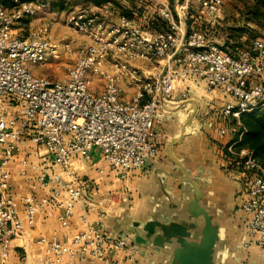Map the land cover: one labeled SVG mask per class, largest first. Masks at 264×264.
I'll use <instances>...</instances> for the list:
<instances>
[{"label":"built area","instance_id":"built-area-1","mask_svg":"<svg viewBox=\"0 0 264 264\" xmlns=\"http://www.w3.org/2000/svg\"><path fill=\"white\" fill-rule=\"evenodd\" d=\"M151 1L170 31H151L115 15L108 5L94 6L66 19L67 26L84 36L81 43L59 40L47 25L26 32L20 28L46 8L41 0L0 3V264L9 260L13 240L35 227L40 211L58 212V221L67 228L76 207L91 200L95 184L80 174L77 159L92 161L97 154L122 178L155 160V127L168 118L164 102L187 96L179 84L188 76L204 79L211 93L231 97L222 110L228 123L222 134L236 133L243 113L264 109V39L235 57L205 31L187 29L192 2L199 4L205 24L214 25L223 20L227 0H182L174 6L169 0ZM149 18L145 12L142 21ZM65 58L70 64L62 80L30 68ZM139 62H163L162 70H142L135 66ZM92 75L104 80L102 91L93 89ZM127 77L136 88L131 99L124 97L121 85ZM27 141L37 147L41 160L20 159L24 176L36 174L21 215L11 193L12 163ZM230 150L247 180L241 210L250 216L249 235L264 249V168L251 150ZM43 191L46 195L40 197ZM82 220L86 227L67 239L55 235L38 240L41 264L111 263L113 251L127 253L131 260L141 252L128 239L111 237L99 224L91 226L86 216Z\"/></svg>","mask_w":264,"mask_h":264},{"label":"crops","instance_id":"crops-1","mask_svg":"<svg viewBox=\"0 0 264 264\" xmlns=\"http://www.w3.org/2000/svg\"><path fill=\"white\" fill-rule=\"evenodd\" d=\"M227 25L226 22L222 27L221 44L226 40ZM162 66L163 62L155 65V73L160 72ZM121 85L122 89L124 86L136 89L130 85L129 77ZM179 89L187 90V96L165 101L168 118L155 127L157 158L126 178L112 171L97 154L92 161L77 159L75 166L80 174L95 184V190L90 193L91 200L76 207L67 228L58 221V212L49 214V208L40 211L35 227L26 229L21 237L13 240L6 264H41L39 257L43 249L38 240L55 235L67 239L86 227L83 216L88 218L91 226L104 227L111 237L133 242L128 231L132 221L145 223L156 211L174 204L180 206L169 209V217L182 211L195 192L193 183L187 180L189 177L200 186L201 204L219 222L218 264H264V249L252 243L253 238L249 235L250 216L241 210L248 187L247 180L234 165L235 157L230 150L236 133L221 132L228 127L222 110L231 97L223 92L211 93L207 82L193 75L181 82ZM2 154L0 148V160ZM27 155L33 161L41 160L37 147L27 141L20 145V152L12 163L11 193L19 202L21 215L24 197L29 194L36 176L34 172L28 176L22 174L20 159ZM38 195L44 196L46 191ZM109 257L111 263L77 261L74 264H169L171 251L148 246L133 260L122 252L113 251Z\"/></svg>","mask_w":264,"mask_h":264},{"label":"water","instance_id":"water-1","mask_svg":"<svg viewBox=\"0 0 264 264\" xmlns=\"http://www.w3.org/2000/svg\"><path fill=\"white\" fill-rule=\"evenodd\" d=\"M187 180L193 183L195 192L182 211L169 217V209L180 206L174 204L156 211L145 223L132 221L128 226L131 243L140 251L148 246L169 249V264H218L219 222L201 204L199 184L190 177Z\"/></svg>","mask_w":264,"mask_h":264},{"label":"trees","instance_id":"trees-1","mask_svg":"<svg viewBox=\"0 0 264 264\" xmlns=\"http://www.w3.org/2000/svg\"><path fill=\"white\" fill-rule=\"evenodd\" d=\"M47 4L51 5L55 10H65L69 0H45ZM245 3V8L242 9V15L247 21H252L259 26H264V0H252V2ZM125 2V3H124ZM7 6H12V0H0ZM77 3L83 5H115L118 14L125 15L128 18L134 19L148 30L155 32L170 31V23L161 17L158 13L152 11L151 0H78ZM172 6H174L171 3ZM111 9L113 6H110ZM114 10V9H113ZM115 11V10H114ZM145 12H150V18L147 22L142 21V16ZM205 22L200 15L193 14L189 11L187 19V29L201 30L205 27ZM229 30V33L227 32ZM205 31V30H203ZM227 32V33H226ZM225 34L226 40L222 49L238 57L240 52L248 48L256 36L253 30L246 27L235 25H227ZM252 38H256L253 39ZM241 127L235 134L233 142L234 151H239L243 148L249 149L254 153L255 158L259 164L264 168V109L255 110L253 112L243 113L239 119ZM235 123L238 121L235 120Z\"/></svg>","mask_w":264,"mask_h":264},{"label":"rangeland","instance_id":"rangeland-1","mask_svg":"<svg viewBox=\"0 0 264 264\" xmlns=\"http://www.w3.org/2000/svg\"><path fill=\"white\" fill-rule=\"evenodd\" d=\"M42 2H45V0H41ZM70 3L67 4L65 10H54L51 5L47 4L46 8L44 10H41L36 16L32 18L25 19L20 28L26 32L31 28H35L41 25H47L53 32V34L61 41H67L71 39L77 40V42H84V36L76 33L73 28L66 25V19L69 15L77 12L78 10H87L92 11L91 7L93 5H83L81 3H77L78 0H69ZM170 3L173 5H176L177 2H181L182 0H169ZM247 2H252V0H248ZM125 3V2H124ZM246 0H227L226 6H225V13L223 20H221L219 23L211 25V24H205L206 26L204 29L209 38L219 45L223 46L224 44H221L219 40L221 39L220 35L222 34V27L224 23H229L230 25L240 26V27H246L248 29L253 30L255 34H258L256 38H263L264 39V26H259L258 24L247 21L245 19V16L242 15V9L245 8ZM91 6V7H90ZM113 6L112 10L114 11V14L117 15L118 11L116 10L115 5ZM192 12L193 14H199L198 11L200 9V6L197 2H192ZM153 11V10H152ZM154 12V11H153ZM149 14H152L148 12ZM229 33V30L227 31ZM226 32V33H227ZM256 38H252L256 39ZM70 64L69 59L65 58L62 61H54L50 60L48 63H45L43 65L39 66H30L37 75L49 77L53 80H62L66 74H67V66ZM135 66L141 68L142 70H151L154 69L155 66L146 64V63H136ZM63 74V76L61 75ZM93 83L95 86H93V89L97 91H102L104 89V80L96 75L91 76ZM123 93L125 94L127 98H130L132 94L136 93V89L127 88L124 86ZM89 164H86L88 166Z\"/></svg>","mask_w":264,"mask_h":264}]
</instances>
